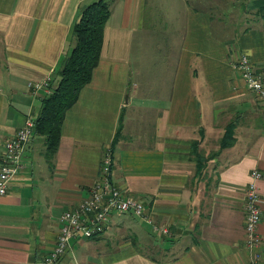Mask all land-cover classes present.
Listing matches in <instances>:
<instances>
[{
    "label": "crops",
    "instance_id": "1",
    "mask_svg": "<svg viewBox=\"0 0 264 264\" xmlns=\"http://www.w3.org/2000/svg\"><path fill=\"white\" fill-rule=\"evenodd\" d=\"M96 1L0 0V170L5 143L36 121L41 86L59 84L74 27ZM105 1L101 60L66 115L52 164L34 134L0 198V264H44L62 215L89 197L109 149L113 182L143 202L145 217L115 215L110 229L123 224L132 241H75L58 264H252L245 206L254 171L263 175L264 264V101L235 69L246 54L264 75V0L246 1L251 24L239 16L243 0ZM232 118L235 144L215 155ZM197 142L201 156L215 155L201 174Z\"/></svg>",
    "mask_w": 264,
    "mask_h": 264
},
{
    "label": "built area",
    "instance_id": "2",
    "mask_svg": "<svg viewBox=\"0 0 264 264\" xmlns=\"http://www.w3.org/2000/svg\"><path fill=\"white\" fill-rule=\"evenodd\" d=\"M246 89L264 101V75L257 72L246 54H241L235 66ZM38 89L40 86H30ZM47 91L49 84L41 86ZM36 124L28 121L26 126L5 143L3 166L0 170V198L8 194L11 180L23 167L25 153L35 134ZM113 151L106 150L102 159L100 177L92 188L89 197L75 210L66 212L60 219V233L55 248L45 257L44 264H58L62 257L70 250L75 241L91 240L102 236L110 228L115 215L143 218L146 207L143 202L131 196L113 182ZM263 175L254 171L247 190L246 200V244L245 248L256 252L252 264L260 260L262 238L259 227L262 222V198L259 183ZM163 232L168 234V230ZM261 254V253H260Z\"/></svg>",
    "mask_w": 264,
    "mask_h": 264
},
{
    "label": "trees",
    "instance_id": "3",
    "mask_svg": "<svg viewBox=\"0 0 264 264\" xmlns=\"http://www.w3.org/2000/svg\"><path fill=\"white\" fill-rule=\"evenodd\" d=\"M111 17V8L105 0L86 6L74 27L73 48L62 63L59 71L61 80L44 96L39 115L35 121V135L45 142V156L52 164L57 153L63 124L67 113L77 103L81 91L91 83L98 67L104 45L106 25ZM228 135L230 138H228ZM234 130H226L221 142V150L235 144ZM194 146L197 168L205 161ZM198 168V173H200Z\"/></svg>",
    "mask_w": 264,
    "mask_h": 264
},
{
    "label": "rangeland",
    "instance_id": "4",
    "mask_svg": "<svg viewBox=\"0 0 264 264\" xmlns=\"http://www.w3.org/2000/svg\"><path fill=\"white\" fill-rule=\"evenodd\" d=\"M246 1L247 0H243V2H245L244 3V6L245 7H241L240 9H241V14L239 15V16H241L244 20H248V23L249 24H251L252 23V21L251 20H253V18H252V16H251V12L249 11V10H247V8H246ZM225 11H227V10H225ZM51 88L48 90V92H47V94L49 93V92H51ZM236 120H238V119H236V118H232V119H230L229 121H228V125L226 126V128H225V130H234V137H235V129H236V125H237V121ZM126 128V126H124V129ZM121 130H123V127H122V129ZM121 136H122V133H120L119 134V136H118V138H117V141H118V139H120L121 138ZM229 136H231V135H228V138H230ZM223 138V137H222ZM235 141H236V139H235ZM198 143V146H199V142H197ZM197 146V147H198ZM226 150V149H225ZM222 151H224L223 149L221 150V147H219V152H217L215 155H218L220 152H222ZM215 155H212V156H206V157H204L205 158V161L201 164V166L199 167L198 166V168H199V171H201L199 174H201L202 173V171H204V169H205V167H206V162H208V161H210L213 157H215ZM203 157V156H202ZM197 162H198V160H197ZM107 234H109V235H107ZM133 235H134V233L129 229V228H127L126 226H124L123 224H120V225H118V226H116V227H113V228H109L107 231H106V233H104L101 237V239H105V241H104V243L106 242V241H108V239L107 238H119V241H118V243H116V242H113L112 244H113V246L115 247V246H117V245H119V244H122V243H125L126 242V240H130L131 238H133ZM126 236H130L129 238H126ZM98 238V237H97ZM126 239V240H125ZM121 240V241H120ZM136 239H134L133 241H135ZM130 241H132V240H130ZM145 242H147V241H140V240H137L136 242H134L135 243V247L137 248V249H139L140 251H143V252H147V253H153L154 255H155V253L154 252H152V250H153V248H149V247H147L146 246V244H145ZM101 243L99 246H101V247H103L104 245H107V243ZM148 243V242H147ZM109 245V244H108ZM171 252V251H170Z\"/></svg>",
    "mask_w": 264,
    "mask_h": 264
}]
</instances>
